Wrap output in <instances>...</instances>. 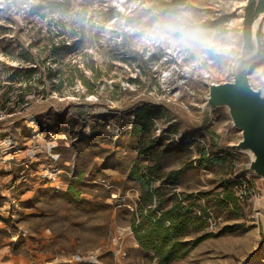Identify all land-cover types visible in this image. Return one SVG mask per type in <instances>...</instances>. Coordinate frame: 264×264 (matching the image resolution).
Listing matches in <instances>:
<instances>
[{
  "label": "rangeland",
  "instance_id": "1",
  "mask_svg": "<svg viewBox=\"0 0 264 264\" xmlns=\"http://www.w3.org/2000/svg\"><path fill=\"white\" fill-rule=\"evenodd\" d=\"M248 2L0 0V264H158L135 236L133 165L167 207L204 194L184 237L208 236L169 264H264V181L226 108L204 107L205 81H231L252 47Z\"/></svg>",
  "mask_w": 264,
  "mask_h": 264
},
{
  "label": "trees",
  "instance_id": "2",
  "mask_svg": "<svg viewBox=\"0 0 264 264\" xmlns=\"http://www.w3.org/2000/svg\"><path fill=\"white\" fill-rule=\"evenodd\" d=\"M253 10L254 18L258 13L264 11V0H249L245 7V12L249 13ZM60 47H54V53H58ZM205 152H201V156L205 159ZM156 167L148 168L151 173H156ZM182 169L170 171L166 175L159 176L166 182H177L178 175ZM130 177L137 180L141 187L139 196L138 209H147V215L140 219L135 225L134 231L136 239L140 246L146 250H152L157 258L158 264H169L180 256L184 255L191 247L195 246L199 240L208 236V233L200 235L194 240H185L187 235L188 225L194 219L198 223V227L203 225L201 216L208 214L207 207H200V214L191 217V208L203 198L202 192L188 195H173L170 206H165L164 195L159 187H152L150 181L141 173V167L133 165L130 170ZM235 180H226L224 184L229 188L233 186ZM228 194V195H227ZM227 198H230L231 192L228 191ZM155 198V205L152 207V202ZM188 200V203H186ZM141 211V210H140ZM138 228V229H136Z\"/></svg>",
  "mask_w": 264,
  "mask_h": 264
},
{
  "label": "water",
  "instance_id": "3",
  "mask_svg": "<svg viewBox=\"0 0 264 264\" xmlns=\"http://www.w3.org/2000/svg\"><path fill=\"white\" fill-rule=\"evenodd\" d=\"M264 11L258 13L251 25V45L234 59L232 80H206L204 107L211 112L225 107L232 126L240 131V139L231 147L248 154L247 169L264 181V88H253L248 76L259 49L257 30Z\"/></svg>",
  "mask_w": 264,
  "mask_h": 264
},
{
  "label": "built area",
  "instance_id": "4",
  "mask_svg": "<svg viewBox=\"0 0 264 264\" xmlns=\"http://www.w3.org/2000/svg\"><path fill=\"white\" fill-rule=\"evenodd\" d=\"M245 186V185H244ZM252 191L250 190L248 193L250 194ZM238 194L241 196L242 195V188L240 187L239 188V192H238Z\"/></svg>",
  "mask_w": 264,
  "mask_h": 264
},
{
  "label": "crops",
  "instance_id": "5",
  "mask_svg": "<svg viewBox=\"0 0 264 264\" xmlns=\"http://www.w3.org/2000/svg\"><path fill=\"white\" fill-rule=\"evenodd\" d=\"M231 125H232V123H231ZM238 141V140H237ZM230 144H229V146L231 145V144H233V143H235V142H233V141H228ZM231 147V146H230ZM232 148V147H231Z\"/></svg>",
  "mask_w": 264,
  "mask_h": 264
},
{
  "label": "bare ground",
  "instance_id": "6",
  "mask_svg": "<svg viewBox=\"0 0 264 264\" xmlns=\"http://www.w3.org/2000/svg\"><path fill=\"white\" fill-rule=\"evenodd\" d=\"M263 28H264V26H263ZM262 221H263V227H264V216H263V219H262Z\"/></svg>",
  "mask_w": 264,
  "mask_h": 264
}]
</instances>
